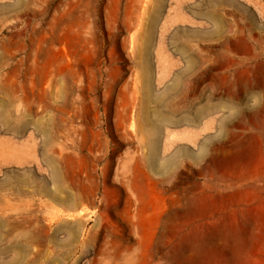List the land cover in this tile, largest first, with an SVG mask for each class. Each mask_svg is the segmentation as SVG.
Returning a JSON list of instances; mask_svg holds the SVG:
<instances>
[{
	"label": "rangeland",
	"instance_id": "1",
	"mask_svg": "<svg viewBox=\"0 0 264 264\" xmlns=\"http://www.w3.org/2000/svg\"><path fill=\"white\" fill-rule=\"evenodd\" d=\"M156 1L0 0V102L30 121L11 131L0 119V264L14 258L7 240H34L31 255L41 250L48 264H264V0H163L148 83L140 63ZM50 68L65 73L55 71L69 83L67 103L65 87L61 100L39 95ZM203 105L218 108L198 126L163 127L159 162L182 153L154 169L143 112ZM31 118H50L52 147ZM222 118L229 128L219 132ZM210 135L221 147L186 156ZM90 190L94 202L63 201ZM70 229L77 243L65 241Z\"/></svg>",
	"mask_w": 264,
	"mask_h": 264
},
{
	"label": "bare ground",
	"instance_id": "2",
	"mask_svg": "<svg viewBox=\"0 0 264 264\" xmlns=\"http://www.w3.org/2000/svg\"><path fill=\"white\" fill-rule=\"evenodd\" d=\"M162 1L163 0H157L156 1V5H155V8L151 11V14H150V26H149V30L147 31V33H146V36H147V41H146V44H145V52H144V58H141L142 59V61H141V67H142V70L144 71L143 73H145V80L149 83V81H151V78H152V69H151V61H150V55H149V46H150V37L153 35V33H154V27H155V22L158 20V18H159V11H160V7H161V4H162ZM141 36H143V34L141 33ZM50 49H52V48H50ZM54 50V49H53ZM52 50V51H53ZM57 50H55V52H56ZM62 52H64V50L62 51ZM143 52V51H142ZM48 53V52H47ZM53 54H54V52H53ZM58 54V53H57ZM59 54H60V52H59ZM67 54V53H66ZM63 55L65 56V54L63 53ZM143 55H142V57H143ZM48 56V55H47ZM50 56V55H49ZM54 56H56V55H54ZM62 56V55H61ZM57 58V57H56ZM31 59H33V58H31ZM47 59H48V57H47ZM51 59V56L49 57V60ZM63 60H64V58H62ZM189 60H187V62H188V65L190 64V65H192L193 64V62H194V57H190V58H188ZM54 60V59H53ZM58 60H60V59H58ZM66 60H67V57H66ZM32 61V60H31ZM47 61V60H46ZM68 61V60H67ZM196 61V60H195ZM33 62V61H32ZM36 62V61H35ZM37 62H38V60H37ZM58 63H60L59 61H57ZM64 62V61H63ZM44 63H46V62H44ZM48 63V62H47ZM50 63V62H49ZM33 64V63H32ZM31 64V65H32ZM36 64V63H35ZM50 64H53V62H51ZM55 64V63H54ZM64 64V63H63ZM62 63H61V66L63 65ZM67 64H68V62H67ZM67 64H66V66H67ZM37 65V64H36ZM58 65V64H57ZM33 66V65H32ZM44 67H48L47 66V64H46V66H45V64L43 65ZM58 66H60V65H58ZM57 66V67H58ZM60 66V67H61ZM64 66V65H63ZM62 66V67H63ZM70 66V65H69ZM38 66H36V68H37ZM43 67V68H44ZM59 67V68H60ZM34 70L36 69V68H34V67H32ZM54 68H56V67H54ZM54 68H50L49 69V71H48V73H47V77L49 78V80H50V82H49V85H47L45 88L44 87H40V86H38L39 88H38V91L40 92V96H42L43 94L44 95H48L49 97H51V98H53V99H55L56 100V98H59L60 100L61 99H63L65 96H64V94H63V89H65V90H67V92H65V95L66 96H68V98L67 97H65L66 99L64 100L65 102H66V100L67 99H69V90L67 89V88H70V86H68V84L69 83H67V82H65L64 84H67L66 86H64V84L62 83V81H63V79L62 78H60V77H62L63 76V78H64V76H65V73H63V71H56V69L54 70ZM65 68V67H64ZM69 68V70H70V67H67V69ZM37 69H39V67L37 68ZM48 69V68H47ZM58 69V68H57ZM61 69V68H60ZM64 70V69H63ZM33 71V70H32ZM44 71V70H43ZM55 71L56 72H62L63 74H59V76L60 77H58V73H55ZM39 72V71H38ZM65 72H67V71H65ZM69 72V71H68ZM75 72H78V71H75ZM8 73H10V72H8ZM7 73V75H9ZM33 73H34V71H33ZM42 73V72H41ZM35 74H38V73H36L35 72ZM40 74V73H39ZM39 74H38V76H39ZM45 74H46V70H45ZM44 74V75H45ZM43 75V74H42ZM144 75V74H143ZM38 76H37V78H38ZM46 76V75H45ZM78 76V75H77ZM7 77V76H6ZM13 77H14V74H13ZM33 77H36L35 75L33 76ZM46 77V78H47ZM66 77V76H65ZM8 78V77H7ZM31 78H32V75H31ZM69 78V77H68ZM68 78H65V81H66V79L67 80H69ZM5 79V78H4ZM41 79V78H40ZM42 79H44V78H42ZM13 80V79H12ZM11 80V81H12ZM38 80V79H37ZM36 80V81H37ZM47 80V79H46ZM45 80V81H46ZM177 80H179V79H177ZM8 81V80H7ZM32 81V80H31ZM35 80H33V82H34ZM76 81H77V79H76ZM39 82H40V80H39ZM47 82V81H46ZM7 83V82H6ZM10 83V82H9ZM4 84V83H3ZM46 84V83H45ZM75 84V83H74ZM76 84H77V82H76ZM147 85V84H146ZM177 85H178V83H177ZM5 86H7V84L5 85ZM13 86V85H12ZM21 86V85H20ZM76 86V85H75ZM77 86H78V84H77ZM65 87V88H64ZM145 87V86H144ZM150 87V86H149ZM176 87V86H175ZM23 88V86L21 87V89ZM26 88V87H25ZM37 88V87H36ZM178 88V87H177ZM24 89V88H23ZM22 89V90H23ZM29 89V88H28ZM34 89V88H33ZM82 89V88H81ZM145 89V88H144ZM147 89V92H149L150 91V89L147 87L146 88ZM2 91V90H1ZM31 91V90H30ZM70 91H72V90H70ZM8 93H9V91H7ZM13 92V91H12ZM16 92V91H15ZM235 92V91H234ZM8 93H6V94H8ZM28 93V92H27ZM36 93H37V91H36ZM36 93H34V94H36ZM67 93V94H66ZM69 93V94H68ZM73 93H75V91L73 92ZM80 93V92H79ZM146 93V92H145ZM150 93V92H149ZM149 93H146V95H147V99H146V101L148 102V100L149 101H152V99L150 100V96L151 95H149ZM72 94V93H71ZM236 94H237V92H236ZM11 95V94H10ZM31 95H33V94H31ZM239 94H237V96H238ZM81 96V95H80ZM24 97V96H23ZM32 97H35V96H32ZM49 97H47V98H49ZM30 98V97H29ZM50 98V99H51ZM72 98H74V97H71V99ZM238 98V97H237ZM237 98H235V99H237ZM34 99V98H33ZM87 99V98H86ZM24 100H25V98H24ZM27 100V99H26ZM28 100H30V99H28ZM52 100V99H51ZM50 100V101H51ZM144 100V99H143ZM143 100H142V102H143ZM212 100V99H211ZM34 101V100H33ZM48 100H46V102H47ZM53 101V100H52ZM68 101V100H67ZM72 101H73V99H72ZM145 101V102H146ZM243 101H245V100H243ZM27 102V101H26ZM31 102V101H30ZM37 102V101H36ZM39 102V101H38ZM45 102V101H44ZM62 102V101H61ZM64 102V103H65ZM133 102V101H132ZM158 102H159V105L161 104V99L159 98V100H158ZM213 102V101H212ZM240 102V101H239ZM29 103V102H28ZM40 103V102H39ZM51 103H53V102H51ZM58 103V102H57ZM67 103V102H66ZM76 103V102H75ZM127 103V102H126ZM135 102H133V104H134ZM156 103V102H155ZM241 103V102H240ZM37 104V103H36ZM53 104H55V103H53ZM60 104V103H59ZM72 104V103H71ZM78 104H79V100H78ZM131 104V103H130ZM169 104V103H168ZM213 104V103H212ZM46 105V104H45ZM44 105V107H46ZM73 105V104H72ZM82 105V104H81ZM84 105V104H83ZM127 105H129V104H127ZM142 105V103L141 104H139V107ZM209 105V104H208ZM238 105V104H237ZM237 105H235L234 106V110H235V112L237 113L238 112V107H237ZM49 106V105H48ZM76 106V105H75ZM78 106V105H77ZM130 106H132V105H130ZM130 106H127V108L128 107H130ZM135 106V105H134ZM145 106H147L146 104L144 105V108H145ZM166 106V105H165ZM170 106V105H169ZM176 106V105H175ZM204 106V107H203ZM202 106V108H198L197 110H194V113H190V114H186V115H182V116H179L176 112H174V111H169V110H167V112H164L162 109H156V110H154L155 111V113L153 114V113H149V111H145V112H143L144 113V119H145V126H144V128H146L145 129V131H144V138L146 139V144L148 145V149H149V154H148V161L150 162V164H151V166L154 168V169H160L161 168V166H163V167H169V166H172V165H174L175 164V162L178 160V158L180 157V155H181V153H182V150L181 149H179V148H177L175 151H173V152H171V153H169L165 158H164V160H163V163L161 164L160 162H159V152H160V134H161V130L163 129V127L164 126H166V125H169V126H178V125H180V124H182V123H185L186 125H188V126H190V125H195V126H198L197 124H198V122L200 121V119L202 118V116H203V114H205V113H208V112H210V111H214L215 109H217L218 107L217 106H212V107H207V105L205 106V105H203ZM224 106V105H223ZM17 107H18V105H17ZM56 107L58 108V109H62V105H56ZM69 107H71V106H69ZM79 107H80V105H79ZM83 107V106H82ZM124 107V106H123ZM142 107V106H141ZM177 107V106H176ZM20 108V105H19V107H18V109ZM41 108V107H40ZM49 108V107H48ZM73 108H75V107H73ZM78 108V107H77ZM125 108H126V105H125ZM131 108V107H130ZM135 108V107H134ZM168 108H170V107H168ZM17 109V108H16ZM51 109H52V107H51ZM51 109H49V110H51ZM56 109V108H55ZM70 109V108H69ZM121 109V108H120ZM123 109V108H122ZM138 109V108H137ZM38 110H39V106H38ZM72 110H74V109H72ZM128 111H130L131 109H127ZM127 110H125L124 109V111H126L127 113H128V111ZM181 110V109H180ZM12 110H10L8 107H7V105L4 103V102H0V119H1V122H2V124L7 128V129H9V130H11V131H22V130H24L27 126H28V124H29V120H27L26 118H25V115L24 114H20V113H16V115L15 114H13L12 112H11ZM34 110H33V104H32V102H31V115H32V113H34L33 112ZM53 111V110H52ZM70 111V110H69ZM75 111H76V108H75ZM74 111V113H73V111H72V113L73 114H75V113H78V111L77 112H75ZM119 112H121L120 110H118ZM137 111V110H136ZM135 111V112H136ZM166 111V110H165ZM178 111V110H177ZM46 112V111H45ZM79 112H80V109H79ZM134 112V113H135ZM142 112V111H141ZM47 113V112H46ZM51 113H55V111L54 112H51ZM57 113V112H56ZM59 113H61V112H59ZM81 113V112H80ZM122 113H124V112H122ZM107 114V113H106ZM136 114H138V116H139V111H138V113L136 112ZM39 115V114H38ZM44 115V114H43ZM60 115V114H59ZM63 115V114H62ZM76 115V114H75ZM78 115V114H77ZM82 115V114H81ZM153 115L155 116V117H153ZM51 116H53V114L51 115ZM65 116V115H64ZM122 116V115H121ZM39 117H41V114L39 115ZM47 117V116H46ZM54 117V116H53ZM56 117V116H55ZM59 117V116H58ZM70 117V116H69ZM73 117V116H72ZM96 117H98V116H96ZM120 117V116H119ZM124 117H125V114H124ZM30 118V117H29ZM61 118H62V116H61ZM76 118H78V117H76ZM80 118V117H79ZM93 118H95V117H93ZM52 119V118H51ZM63 119V118H62ZM73 119V118H72ZM71 119V120H72ZM97 119V118H96ZM121 119H122V117L120 118V121H121ZM125 120H126V118H124ZM44 120V119H43ZM57 120V119H56ZM70 120V121H71ZM78 120V119H77ZM77 120H75V121H77ZM124 120V121H125ZM128 120V119H127ZM132 120V119H131ZM143 120V119H142ZM37 121H39V119L37 120ZM52 121V120H51ZM54 121L55 120H53V122H51V123H54ZM63 121V120H62ZM62 121H60L61 123H62ZM82 121V120H81ZM96 121H98V120H96ZM57 122H58V120H57ZM92 122H93V120H92ZM123 122V121H122ZM127 122V121H126ZM31 123H33L35 126H36V128L39 130V131H41L43 134H44V136H45V143L46 144H50V146L52 147V145L54 144V143H52V138H51V133H50V129H49V125H50V118L48 119V121L46 122V123H37L35 120H33L32 118H31ZM60 123V124H61ZM72 123V122H71ZM81 123H83V122H81ZM98 123V122H97ZM116 123H117V121H116ZM123 123H125V122H123ZM118 124V123H117ZM127 124V123H126ZM125 124V125H126ZM144 124V123H143ZM53 126V125H52ZM61 126V125H60ZM126 127V126H125ZM124 128V127H123ZM142 128V127H141ZM140 128V133H141V129ZM143 128V129H144ZM219 132H224L225 130H227L229 127H228V122H227V120L225 119V118H222L221 119V121H220V124H219ZM122 129V128H121ZM137 129V128H136ZM57 130V129H56ZM126 130V129H125ZM67 131V130H66ZM136 131V130H135ZM139 130H137L136 132H138ZM232 131V130H231ZM230 131V132H231ZM55 132V131H54ZM96 132V131H95ZM94 132V133H95ZM99 133V132H98ZM133 133V132H132ZM57 134V133H56ZM60 135V134H59ZM137 135H140L141 137H142V135L141 134H138L137 133ZM99 136V135H98ZM122 136V135H121ZM120 136V137H121ZM133 137H134V134L132 135ZM214 135H210V136H208L207 138H205V140H204V142L202 141V146H201V148H199V151L198 152H196V151H194V150H191L190 148H188V150L186 151V156L188 157V158H192V157H196V156H199V155H202V154H204V152L206 151V149H207V147H208V145L210 146V142H212L213 143V145H215L214 147H215V149H217V148H219V147H221V144H219V143H215L214 142V137H213ZM32 137V136H31ZM34 137V136H33ZM56 137V136H55ZM137 137V136H136ZM60 138V137H59ZM124 138V137H123ZM128 138V137H127ZM135 138V137H134ZM143 138V137H142ZM196 138V137H195ZM33 139V138H32ZM125 139V138H124ZM34 140V139H33ZM75 140V139H74ZM139 140V139H138ZM37 141V140H36ZM145 141V140H144ZM8 142V141H7ZM143 142V141H142ZM174 142V140L172 141V140H170V143L172 144ZM37 143V142H36ZM62 143V142H61ZM9 144V143H8ZM13 144H15L14 142H13ZM31 144L33 145L34 143L33 142H31ZM59 144V143H58ZM139 144V143H138ZM142 144V143H141ZM144 144V143H143ZM62 146V145H61ZM64 146V145H63ZM140 146V145H139ZM18 147V146H17ZM33 147H36L35 145L33 146ZM60 147V146H59ZM94 147V146H93ZM131 147V146H130ZM142 147V146H141ZM140 147V148H141ZM11 148V147H10ZM15 148V147H14ZM14 148H13V150H14ZM19 148V147H18ZM64 148V147H63ZM103 148V147H102ZM127 148V147H126ZM125 148V149H126ZM136 148V147H135ZM143 148V147H142ZM141 148V149H142ZM16 150H17V148H15ZM30 149H32V146H31V148ZM33 149H35V148H33ZM91 149V148H90ZM93 149V148H92ZM125 149H123L124 151H125ZM50 150V149H49ZM56 150V149H55ZM131 150V149H130ZM129 150V151H130ZM20 151V150H19ZM35 151V150H34ZM97 151H99V150H97ZM127 151V150H126ZM138 151V150H137ZM15 152V151H14ZM33 152V151H32ZM144 152V151H143ZM143 152L141 153L142 155H143ZM18 153H20V152H18ZM122 153H123V151H122ZM127 154H129L128 153V151L126 152ZM147 153V152H146ZM31 154H33V153H31ZM37 154V153H36ZM125 154V153H124ZM132 154V153H131ZM134 154H136V151L134 152ZM133 154V155H134ZM133 155H131V156H133ZM145 155V154H144ZM147 155V154H146ZM49 156H51V155H49ZM91 156H93V155H91ZM128 156H130V155H128ZM134 156H136V155H134ZM133 156V157H134ZM138 156V155H137ZM136 156V157H137ZM32 157H35V155L33 156L32 155ZM38 157V156H37ZM106 157V156H105ZM132 157V158H133ZM93 158V157H92ZM142 158V157H141ZM34 159V158H33ZM35 159H36V157H35ZM38 159V158H37ZM122 159H124V158H122ZM137 160V161H139V158H134V160ZM107 160H109V159H107ZM127 161H128V159H126ZM135 160V161H136ZM147 160V159H146ZM34 161V160H33ZM36 161V160H35ZM34 161V162H35ZM100 161V160H99ZM145 161V160H144ZM36 162H39L38 160L36 161ZM106 162H108V161H106ZM123 162H125V159L123 160ZM122 162V163H123ZM39 164V163H38ZM50 164L53 166V168H52V175H53V177L54 178H56V177H58V169L55 167V165H54V161L53 160H51L50 161ZM122 165L123 164H121V167H122ZM124 166V165H123ZM127 166V165H126ZM105 167H108L107 166V163H106V166ZM125 167V166H124ZM126 168V167H125ZM124 168V169H125ZM106 170H107V168H106ZM121 170H123V168L121 169ZM124 171V170H123ZM93 173V172H92ZM107 173H108V171H107ZM123 173H125V171L123 172ZM119 175V174H118ZM122 175H124V174H122ZM122 175H120V176H122ZM103 176H105V175H103ZM125 176V175H124ZM93 177V176H92ZM116 177V176H115ZM116 178H118V176L116 177ZM120 178H122V177H120ZM106 179V178H105ZM125 179V178H124ZM123 180V179H122ZM125 181V180H124ZM89 183H91V182H89ZM39 185V184H38ZM58 185V184H57ZM36 187V186H35ZM21 188V187H20ZM83 188V187H82ZM82 193V192H81ZM26 194V193H25ZM79 194V193H78ZM75 195V194H74ZM21 196V195H20ZM103 199H105L104 197H103ZM60 200V199H59ZM64 203L67 205V206H69V207H78L79 205H80V203L82 202H84V201H89V202H94L95 201V199H94V196H93V191L92 190H90V191H87V192H85V193H83V194H81V195H78V196H76V197H74V198H72V197H70V196H66L65 198H64ZM107 215V212L106 211H102V213H101V216H106ZM103 217V218H104ZM109 217V216H108ZM107 217V218H108ZM25 219H27V218H25ZM105 222V221H104ZM25 235V238H26V235L28 236V234H24ZM30 236H31V234H29ZM70 239L71 240H65L66 242H70V243H77L78 242V240H73V239H76V237H77V233L75 232V230L74 229H70ZM24 238V237H23ZM31 238V237H30ZM8 241V243H7V245L5 246V251L6 252H8V253H12L13 255H14V258L12 259V261H8V264H48L47 263V261L46 260H41V255H45L41 250H37V248H36V250L34 251V254L33 255H31V251H32V248H31V243L34 241V240H7ZM57 242V241H56ZM105 242H106V240H105ZM108 242V241H107ZM107 244V243H106ZM59 246V245H58ZM62 246V245H61ZM105 246V245H104ZM103 246V247H104ZM108 246V245H107ZM107 246H105V247H107ZM104 247V248H105ZM46 248V247H45ZM108 248V247H107ZM49 250V249H48ZM104 251L105 249H100V251ZM112 252V251H111ZM47 253H48V251H47ZM50 253V252H49ZM103 253V252H102ZM106 253V252H105ZM119 253H120V251H119ZM4 254V253H3ZM7 254V253H6ZM100 254V253H99ZM104 254V253H103ZM127 254V253H126ZM106 255H107V253H106ZM121 255V254H120ZM110 257V256H109ZM128 257V256H127ZM125 258V259H128V258ZM131 257V256H130ZM104 258H106L105 256H104ZM110 258H112V255H111V257ZM110 258H108L109 260H110ZM115 258V257H114ZM119 258V256L117 257V259ZM121 258V257H120ZM103 259V258H102ZM113 259V258H112ZM111 259V260H112ZM131 259L132 258H130V261H131ZM110 260V261H111ZM128 262V261H127ZM118 264H119V261L117 262ZM131 263V262H130ZM111 264V263H110ZM114 264H116V262L114 263Z\"/></svg>",
	"mask_w": 264,
	"mask_h": 264
}]
</instances>
